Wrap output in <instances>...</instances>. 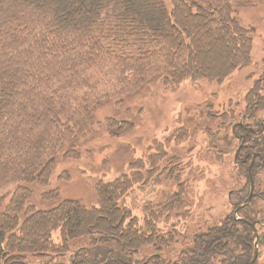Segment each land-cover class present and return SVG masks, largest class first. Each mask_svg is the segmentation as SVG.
<instances>
[{
	"label": "trees",
	"instance_id": "1",
	"mask_svg": "<svg viewBox=\"0 0 264 264\" xmlns=\"http://www.w3.org/2000/svg\"><path fill=\"white\" fill-rule=\"evenodd\" d=\"M245 1L172 0L169 9L164 0H0V191L16 186L0 196V264H26L28 254L44 259L72 247L80 253L71 264H140L135 257L145 246L165 240L157 221L178 218L187 202L177 158L163 139L126 158L125 172L99 181L94 205L48 188L50 176L60 159H79L88 149L83 138L127 135L135 123L122 119L128 115L121 109L146 98L156 83L165 89L187 80L223 83L247 67L252 32L237 18ZM215 43L225 55L213 51ZM215 53L219 64L210 62ZM257 101L248 114L260 109ZM109 107L113 114L100 118ZM180 129L172 132L174 142L188 138ZM151 182H177V189L164 186L160 201L145 202L140 226L127 201ZM256 212L198 241L181 264H210L217 252L222 264H250ZM232 232L233 242L218 244ZM242 247L247 253L240 257Z\"/></svg>",
	"mask_w": 264,
	"mask_h": 264
},
{
	"label": "rangeland",
	"instance_id": "2",
	"mask_svg": "<svg viewBox=\"0 0 264 264\" xmlns=\"http://www.w3.org/2000/svg\"><path fill=\"white\" fill-rule=\"evenodd\" d=\"M164 2L169 9L172 8V0ZM245 2L246 6L239 10L237 18L252 32L251 63L247 67L223 83L187 80L179 87L168 89L156 83L158 85L150 88L146 98L141 100L142 97H138L131 104L125 102L121 109L128 115L122 119L129 117L128 120L135 123L127 135L113 137L103 131L96 138L88 140L85 137L82 144L88 149H82L80 158L60 159L52 171L48 188L57 189L65 198L94 205L98 201L99 181L125 172L128 170L123 165L126 158L133 161L132 156L140 157L142 152H150L151 146L159 139L164 140L169 155L177 158L179 183L185 194L182 200H186L187 206L181 207L178 218L162 217L157 221L160 229L157 234L165 240L159 245L151 243L145 246L135 257L140 264H181V259L197 248L198 241L225 226L229 227L234 218L247 220L244 214L249 211H257L251 219L254 237L251 252L255 257L258 251L255 264H264V170L260 168L259 158L255 157L258 151L264 153L261 149L264 146V0ZM200 37L207 39L205 34ZM212 48L226 54L218 43ZM218 56V53L213 54L210 62L219 64ZM256 98L260 109L248 114ZM111 110L101 112L100 118L113 114ZM181 124L186 127L188 138L174 142L172 132L181 131ZM237 126H241L244 133L239 132ZM240 156L244 164L238 163ZM164 186L174 192L177 182H171L170 186L168 183L151 182L137 188L128 198L127 206L138 217V225L144 223V203L153 199L154 202L160 201L159 192L165 189ZM15 187L4 188L0 196L6 191L12 193ZM42 191L44 189L41 188L37 191V199ZM242 196L246 199L240 203L238 198ZM7 197L5 195V201H8ZM237 227L242 229V232L237 230L242 236V225ZM168 230L175 232L176 236L169 237ZM234 236L232 232L218 244L228 245L227 240L233 242L231 238ZM53 239L58 241V231L54 232ZM82 247L89 248L90 245ZM239 252L240 257L247 253L244 247L239 248ZM79 253V249L72 247L49 254L44 259L28 254L25 263L45 264L51 260V264H71V261H77ZM221 256L217 252L216 260L209 263L222 264Z\"/></svg>",
	"mask_w": 264,
	"mask_h": 264
},
{
	"label": "flooded vegetation",
	"instance_id": "3",
	"mask_svg": "<svg viewBox=\"0 0 264 264\" xmlns=\"http://www.w3.org/2000/svg\"><path fill=\"white\" fill-rule=\"evenodd\" d=\"M257 159H258V161L261 163V165H260V168L262 169V170H264V153H261V151H258L257 153H256V156H255ZM239 159H241V160H239V161H241V162H243V163H245L243 160H242V157L240 156L239 157ZM262 172V171H261Z\"/></svg>",
	"mask_w": 264,
	"mask_h": 264
},
{
	"label": "water",
	"instance_id": "4",
	"mask_svg": "<svg viewBox=\"0 0 264 264\" xmlns=\"http://www.w3.org/2000/svg\"><path fill=\"white\" fill-rule=\"evenodd\" d=\"M258 251L256 252V255H255V257L252 259V261H251V264H255L256 263V261H257V259H258Z\"/></svg>",
	"mask_w": 264,
	"mask_h": 264
}]
</instances>
